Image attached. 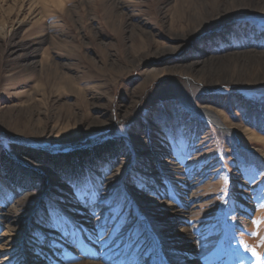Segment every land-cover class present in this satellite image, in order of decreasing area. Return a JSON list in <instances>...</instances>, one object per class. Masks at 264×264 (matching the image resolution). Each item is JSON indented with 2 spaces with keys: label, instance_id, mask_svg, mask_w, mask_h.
Wrapping results in <instances>:
<instances>
[{
  "label": "rangeland",
  "instance_id": "obj_1",
  "mask_svg": "<svg viewBox=\"0 0 264 264\" xmlns=\"http://www.w3.org/2000/svg\"><path fill=\"white\" fill-rule=\"evenodd\" d=\"M62 5L0 0V264H109L98 256L126 254L127 264H179L164 248L179 231L198 240L192 264H264V174L252 179L264 173V80L173 73L193 60L264 53V11L246 0ZM179 40L178 52L159 54ZM15 42L31 44L35 58L8 60ZM106 165L117 167L96 212L117 230L115 251L93 244L96 219L68 183ZM172 209L184 215L175 229ZM51 210L82 231L52 223Z\"/></svg>",
  "mask_w": 264,
  "mask_h": 264
},
{
  "label": "bare ground",
  "instance_id": "obj_2",
  "mask_svg": "<svg viewBox=\"0 0 264 264\" xmlns=\"http://www.w3.org/2000/svg\"><path fill=\"white\" fill-rule=\"evenodd\" d=\"M51 1L56 6L63 8L62 0H51ZM216 1L219 2V0H216ZM114 2H115V6L118 7L117 1H114ZM246 4H248L249 7H252V10L256 9L259 11H264V0H246ZM185 37L186 35L180 38L183 39ZM181 45H182V42L179 40L177 44L169 46L166 49H163L162 51L159 52V54H162V55L166 53L174 54L178 52ZM12 47L13 48L11 49V52H9L8 54V60H11V61L13 60L16 62L17 60H20V59L23 60L26 57L28 58L31 57L32 59H34L35 55L38 52L31 44L29 43L25 44L24 42H15V44ZM8 51H10V49ZM227 55H230V54H227ZM223 56H224L223 58H220V56H217V57L207 58L204 60H193L186 64H178L177 67L173 69V73L179 74L181 76L192 77V78L199 80L202 83H207V84L221 82V81L224 82L228 80L237 81V82H247V83L254 84L255 82L264 80V53L263 52H260V53L253 52V51L237 52L236 54L232 53V55L230 56H225V55ZM255 65L258 66V69H259L258 72L245 71L246 67L249 68L250 66H253V69H254ZM155 72L156 71H154L152 74L154 75ZM203 110L207 111L206 113L210 115L216 122L218 123L220 122L222 127H228L226 126V124L223 122V120L219 117V115L216 112L214 113L212 112V110H209L206 108H204ZM177 211L178 210L176 209H172V211L168 215L169 222L171 225H174V229L176 228V224L179 223V219H182V217H184V215L181 212H177ZM191 234H192L191 232L185 233L184 231H181V232L179 231V232L170 234L168 236L167 238L168 240H165L164 248L167 250V253H168L167 255L169 256V258L172 257L176 259V257H181L182 261L179 264H192L193 263L191 259L192 257L190 256V249L195 245V243L198 240L196 241L194 236H192ZM124 246H127L126 242L124 243ZM84 264H100V263L86 262Z\"/></svg>",
  "mask_w": 264,
  "mask_h": 264
},
{
  "label": "snow or ice",
  "instance_id": "obj_3",
  "mask_svg": "<svg viewBox=\"0 0 264 264\" xmlns=\"http://www.w3.org/2000/svg\"><path fill=\"white\" fill-rule=\"evenodd\" d=\"M117 165H106L101 170L102 175H97L91 170L82 172L78 176L69 177L68 183L72 189V195L76 203L80 204L81 207L87 208L89 214L96 219V225L93 229L92 235L95 237L93 244L99 245L100 249H107L109 251H115L113 245L119 247L118 233L117 230L108 222V219L103 215V213H97L96 208L100 204L107 203L105 199L106 194V182L109 179V175L113 173ZM264 173L254 172L252 175L253 181H255L256 176ZM169 199L174 198V193H168ZM256 199H264V197L258 196ZM50 219L52 223L57 225H62L64 229H69L71 226L72 234L82 231V229H77L75 224L67 216L66 213L59 210L50 211ZM262 221L253 220V224L259 225ZM115 233V234H114ZM94 251V250H93ZM253 255L259 260L260 255L258 252L253 250ZM99 259H107L109 264H122V262L113 260L111 256H98Z\"/></svg>",
  "mask_w": 264,
  "mask_h": 264
},
{
  "label": "trees",
  "instance_id": "obj_4",
  "mask_svg": "<svg viewBox=\"0 0 264 264\" xmlns=\"http://www.w3.org/2000/svg\"><path fill=\"white\" fill-rule=\"evenodd\" d=\"M33 154H36V153H33ZM54 162H55V163H62V164H64V163H67V162L69 163L70 160L67 159V158H63V159H61V158H57Z\"/></svg>",
  "mask_w": 264,
  "mask_h": 264
}]
</instances>
